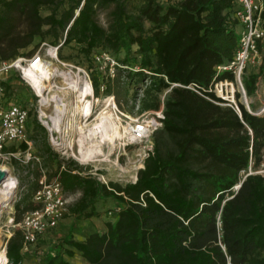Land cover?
<instances>
[{
	"label": "trees",
	"instance_id": "16d2710c",
	"mask_svg": "<svg viewBox=\"0 0 264 264\" xmlns=\"http://www.w3.org/2000/svg\"><path fill=\"white\" fill-rule=\"evenodd\" d=\"M239 10V0H0V62L28 56L37 38L50 36L61 59L72 60L62 55L69 46L87 62L97 96L115 95L114 84L123 83L126 98L142 90L139 112L164 106L144 167L126 185L103 183L44 143L43 165H56L64 189L80 196L69 206V232L39 257L42 264H73L77 254L88 264H264V173L257 172L264 115L239 102L240 116L210 91L234 79L218 67L235 57ZM102 52L119 63L117 78L103 77L95 57ZM24 84L20 75L0 80V104L27 107L17 90ZM243 84L248 98L264 91V63L247 68ZM28 127L45 130L32 110ZM37 187L18 211L26 202L24 212L37 207ZM108 204L104 230L76 238L77 224L99 219ZM24 243L18 227L7 242L8 264L24 263Z\"/></svg>",
	"mask_w": 264,
	"mask_h": 264
},
{
	"label": "rangeland",
	"instance_id": "374dc122",
	"mask_svg": "<svg viewBox=\"0 0 264 264\" xmlns=\"http://www.w3.org/2000/svg\"><path fill=\"white\" fill-rule=\"evenodd\" d=\"M100 21L105 24L106 17L105 13L99 14ZM238 33V31H237ZM53 38L48 37L45 41L41 42L40 38H37L35 41V44H38V46L33 49V46L26 49L24 52H29V55L26 57H21L17 60L10 61V62H0V80H6L10 76H16L20 75V77L23 79L25 84L22 86L20 85L17 90L19 93H21V97L26 98L24 100H28L27 108L32 110L34 113H37L38 118L40 122L43 124V121L40 119L39 116V109H40V100L41 98L36 95V92L33 90V88L28 85L27 81L23 78L19 68L17 67L18 63H26V61L32 60L35 57H40L44 59L45 61H49L54 63L56 66L59 67L60 71L63 73H70L71 76L76 78V73L80 78H84L85 80L89 81L91 83V76L87 69V62L82 60L81 57H78L77 51L71 47H66L64 50H62V55L64 56H70L72 60H63L59 56V50L58 55L55 59L51 57L50 54H48L49 50H52L54 48L58 49V46L52 43ZM57 51V50H56ZM261 56H262V62L264 63V45L261 48ZM110 58H113L111 54L109 55ZM114 60V59H113ZM99 63V70L101 71L103 77L105 78H117V67L114 65V63L109 59L105 58L101 61H98ZM13 64V66H12ZM253 67V66H252ZM72 70V71H71ZM114 70V74L112 72ZM54 78V79H53ZM49 82H47V86L51 87L55 81L60 82L61 77H53ZM123 80V79H122ZM122 82V81H121ZM234 91L231 86H228L227 89L224 90V96L227 98L226 90H231L234 92V98L230 100H234L235 103L230 102L228 100H224V105H233L236 110H238V103L241 102L245 105L246 109L249 112H260L259 115H264L263 107H264V91H259V95L257 97H247L248 101H245V97L241 95V97H237V92L242 93L238 89V85L234 80ZM92 85V83H91ZM93 87V85H92ZM124 85L123 83H117L114 84V92L115 95H105L102 94L100 96H97L94 93L93 89V112H96L97 110L101 109L106 101L108 99H112L114 102V108L112 110V120L116 123L121 124V129L124 131L125 129L131 128V123L134 124L137 120H150L153 119L156 115L153 111L148 112H139L138 111V103L139 99L142 97V90H130V96L128 98L124 97L122 94ZM120 95L118 98V95ZM221 92L218 90L216 92V95L218 97H221ZM76 97V93L70 94L68 96V101L71 102ZM222 98V97H221ZM239 111V110H238ZM135 119V121H134ZM77 122H80L82 120L81 116H77L75 118ZM44 125V124H43ZM45 130H40L39 132H36L32 128L28 127L29 132V138L33 142V151L35 152L37 156L41 158V162L37 163L35 160L33 162H30L29 164H26L24 162H20L19 160L13 159L10 163H2L0 164L7 165L10 170L12 171V174L17 178L18 184L17 188L14 192L13 198L11 202L9 203L11 205L10 208H6L0 217V250H7V242L9 238L13 235L15 230L18 229V225L15 222V219L20 217L21 220L23 218V215L25 214L24 208L26 205H28L29 202L24 203L21 206V210L18 211L16 209V204L21 201L24 194L31 191V188L33 185H35L37 178L41 174V168L45 169L47 172L48 177L52 178L54 176V172L56 170V166H44V160L42 157L46 154L42 147L44 146L45 142H48V145L56 151L62 158L69 159L74 161L75 163L82 165L84 167H87V171L90 174H93L99 178L103 183L108 184L109 182H118L122 185H126L129 182H135L137 180L138 171L144 167V160L148 156V153L153 145V139L152 137L144 140V141H134L130 140L129 135L126 136V138H123L120 140L119 145L115 148L113 145L109 142H106L103 144V150L108 155L109 161H94V162H80L75 156L72 154L71 151L68 149H64L63 147H57L54 145V143L51 141V134L47 126H45ZM76 135V131H73L71 133H68V135L65 137L66 139L74 138ZM24 151V150H23ZM143 152V154H142ZM41 165L43 167H41ZM249 172L253 170H248ZM258 173H264V156L262 164L258 167L257 170ZM242 174L244 175L245 172L243 171ZM71 196L70 205L73 204L76 199L78 198L77 195L69 193ZM109 207H105L107 209H103L102 213L103 215L97 219H91L86 220L80 224H77V228L75 229V236L78 239H83L87 233L88 230H91L93 228L104 230L105 228V221L109 219V214L107 210H110L114 205L108 204ZM73 216L70 214V211L65 216V218L60 222L59 226L54 230V232L51 231V237L48 241L46 239L47 237H43L40 240V244L35 245L31 248L30 251L26 252V254H29L31 251L36 252L35 258H31L32 262H28V257H26L27 261L23 264H42V259H39L40 256H42L45 253L51 252L50 250L54 248V246L59 241V238H62L65 234L69 232L68 226L66 228H63V225L69 224L71 222V218ZM69 221V223H66ZM47 235V234H46ZM6 253V252H5ZM73 264H88V262L80 255L77 254L72 259Z\"/></svg>",
	"mask_w": 264,
	"mask_h": 264
},
{
	"label": "built area",
	"instance_id": "2783aa9c",
	"mask_svg": "<svg viewBox=\"0 0 264 264\" xmlns=\"http://www.w3.org/2000/svg\"><path fill=\"white\" fill-rule=\"evenodd\" d=\"M239 1L240 10L236 14L240 23L237 30L239 36L238 48L233 61L218 67L219 73L227 71L233 75L234 79L220 80L210 89L215 94L220 90L222 99L233 103H235L234 100L230 99L234 98V80L238 85V89L242 92L241 95L247 98L243 77L247 68L261 65L262 56L260 51L264 45V0ZM109 55L107 52H102L95 57L97 61L109 58L114 65L118 66L119 63L114 58H110ZM112 72L114 74V70ZM145 84L148 85L149 81L146 80ZM228 86H231L233 91L226 90L228 97L225 98L224 90ZM102 89H104V86H102ZM230 106L234 107L232 104ZM163 109L164 106L162 105L158 111H153L156 115L153 119L134 122L132 137L135 141L141 142L152 137L154 132L162 127ZM29 110L20 104H10L5 107L0 104V162L8 164L13 159L26 164L34 160L37 163L41 162V158L31 151L33 142L29 138L28 132ZM238 110H240L239 107ZM251 113L254 115L260 114V112ZM22 143L28 145V148L24 151L20 148ZM13 146L16 149H12ZM62 169H65V165H62ZM36 181L38 187L34 192L32 201L37 207L26 211L22 220L17 224L25 236L24 252L30 251L41 238L59 226L69 212L71 201V196L64 189L58 175L49 178L46 170L41 169V174Z\"/></svg>",
	"mask_w": 264,
	"mask_h": 264
},
{
	"label": "bare ground",
	"instance_id": "6f19581e",
	"mask_svg": "<svg viewBox=\"0 0 264 264\" xmlns=\"http://www.w3.org/2000/svg\"><path fill=\"white\" fill-rule=\"evenodd\" d=\"M56 50L58 49L48 51L53 59L57 56ZM17 67L28 85L41 98L39 116L50 131L51 141L55 146L71 151L80 162L109 161L108 155L103 150V144L109 142L116 148L120 140L127 135L130 140H134L132 123L130 130L122 131L121 124L112 120L114 108L112 99H108L101 109L93 112V87L77 73V77L74 78L71 72L63 73L54 63L40 57H35L26 63H18ZM56 76L61 77V81H55L51 87H48L46 83ZM73 93H76V97L70 106L68 96ZM244 100L248 101L247 98ZM77 116H81L80 122L75 120ZM73 131H76L74 138L66 139L68 133ZM0 169L8 173V178L0 184L1 217L3 211L11 207L9 203L18 181L7 165L0 164ZM5 252L3 249L0 250V264L8 262Z\"/></svg>",
	"mask_w": 264,
	"mask_h": 264
},
{
	"label": "crops",
	"instance_id": "0c3cea01",
	"mask_svg": "<svg viewBox=\"0 0 264 264\" xmlns=\"http://www.w3.org/2000/svg\"><path fill=\"white\" fill-rule=\"evenodd\" d=\"M14 147V146H13ZM33 147V146H32ZM22 150V149H21ZM31 151L33 152V153H35L34 151H33V148L31 149ZM36 155V154H35ZM44 160H45V158H47V155L45 154L43 157H42ZM56 166V165H55ZM41 167H43L42 165H41ZM47 168V167H46ZM42 169V168H41ZM39 178V177H38ZM50 178V177H49ZM35 192V191H34ZM34 192H33V195H34ZM74 195H77V197H79L80 196V192L78 191V192H76V193H74ZM33 199V198H32ZM66 223H69V221H67ZM68 226V228H70L71 227V222L69 223V224H64L63 225V228H66ZM49 235V236H48ZM51 232H49L47 235H45V237H47L46 239H48V241H49V239H50V237H51ZM87 237V235H85V237L83 238V239H85ZM27 257L29 258L28 259V262L30 261V262H32V260H31V258H33L34 256L31 254V253H29V254H27ZM27 261V259H25V262Z\"/></svg>",
	"mask_w": 264,
	"mask_h": 264
},
{
	"label": "water",
	"instance_id": "95a60500",
	"mask_svg": "<svg viewBox=\"0 0 264 264\" xmlns=\"http://www.w3.org/2000/svg\"><path fill=\"white\" fill-rule=\"evenodd\" d=\"M238 113L241 116V111L239 110ZM8 178V173L6 171H3L2 169H0V184L3 183L6 179ZM240 185H238L236 188H239ZM9 261L6 263L8 264Z\"/></svg>",
	"mask_w": 264,
	"mask_h": 264
}]
</instances>
